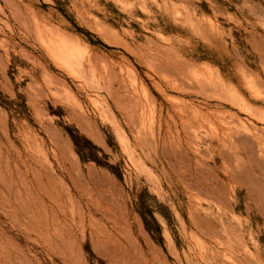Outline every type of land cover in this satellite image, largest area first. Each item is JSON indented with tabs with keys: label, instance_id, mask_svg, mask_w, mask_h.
Segmentation results:
<instances>
[{
	"label": "rangeland",
	"instance_id": "374dc122",
	"mask_svg": "<svg viewBox=\"0 0 264 264\" xmlns=\"http://www.w3.org/2000/svg\"><path fill=\"white\" fill-rule=\"evenodd\" d=\"M0 264H264V0H0Z\"/></svg>",
	"mask_w": 264,
	"mask_h": 264
}]
</instances>
